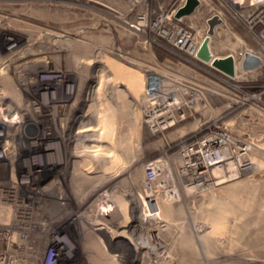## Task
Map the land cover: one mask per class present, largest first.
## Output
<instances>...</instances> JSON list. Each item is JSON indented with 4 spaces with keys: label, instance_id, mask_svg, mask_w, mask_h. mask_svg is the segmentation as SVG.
I'll list each match as a JSON object with an SVG mask.
<instances>
[{
    "label": "rangeland",
    "instance_id": "rangeland-1",
    "mask_svg": "<svg viewBox=\"0 0 264 264\" xmlns=\"http://www.w3.org/2000/svg\"><path fill=\"white\" fill-rule=\"evenodd\" d=\"M182 1L184 0H0V40L4 34H12L11 37H5V40L15 42L16 35H21L44 42L46 32H51L54 39L67 35L73 45L82 44L81 52L75 53L73 47L69 53L70 60L79 55L86 64L87 123L84 129L93 137L101 136L100 140L90 142L107 151L98 157L89 153L83 155L88 169L82 171L83 176L75 183L72 182L74 171L71 170L68 203L64 207L56 202L59 193L58 196L55 193L50 197L45 192L22 191L26 193L24 199L28 201L26 203L31 206V210L19 216V211L10 208L9 214L16 218H10L8 225L0 222L1 227L8 228L24 224L12 234L0 232L9 234V246L15 243L19 247V255L4 258L5 264L16 261L24 262L23 264H140L148 257L150 264L223 263L221 259L206 260L204 241L213 234L214 228L207 234L193 228V224L197 222L213 227L212 210L206 209L205 201L221 186L213 190V193L201 194L183 189L181 203H164L161 215L167 225L159 229L160 239L149 237L147 231L139 227L141 218L137 211H140L139 202L144 188V165L166 149V138L152 134L142 125L140 99L146 71L143 63H149V70H156L158 61L192 60L190 56L160 40L153 27L161 12H172ZM220 8V5L208 0L192 16L183 19V22L205 33L206 18ZM210 47L215 56H223L235 52L238 55L247 48L256 49V44L244 24L226 13L225 22L212 36ZM159 49L171 57H162ZM197 63L199 72L206 73L210 78H217L218 83L227 88L229 97L217 101L219 105H225L220 114L225 120L251 105L264 108V94L258 99L252 97L254 92L251 89L257 80H251L243 73L242 77L239 74L235 79L221 76L209 65ZM89 79L96 80L95 91L89 90L92 87L88 83ZM69 90L72 93L74 86L70 85ZM117 93L121 94L120 98ZM107 135L105 140L104 136ZM43 137H47V133ZM68 140L75 141V132L69 133ZM260 145L264 149V141ZM70 157L79 158L74 155ZM41 158L42 156H37L35 161ZM98 158H101L100 166L99 163H92ZM70 162L74 169L76 162ZM257 165L264 168V162L258 161ZM80 184H84V187L82 194L78 195ZM224 187L230 191V207L226 210L230 221H264V171L257 173L256 178L233 180ZM133 198L136 201H132ZM106 200L116 201L119 211L108 221L107 228H104L100 222H106L101 216ZM124 208L133 225L131 230L119 225L124 220ZM132 209L135 211L134 216L131 215ZM216 213L220 215L221 212ZM214 220L220 218L214 217ZM46 222L49 226L44 225ZM181 234V238L191 235L200 241L190 243L187 239L186 242H181ZM4 239L5 236H0V245ZM21 239L28 240L29 244L21 245ZM58 244H63L60 250L63 255L58 254L54 261ZM27 247L37 252L36 260L30 255H22L28 252L25 250ZM1 250L0 247V252ZM2 257L3 254H0V258ZM17 257H20L19 260ZM0 262L3 260L0 259ZM252 263L264 264V260L255 259Z\"/></svg>",
    "mask_w": 264,
    "mask_h": 264
},
{
    "label": "built area",
    "instance_id": "built-area-1",
    "mask_svg": "<svg viewBox=\"0 0 264 264\" xmlns=\"http://www.w3.org/2000/svg\"><path fill=\"white\" fill-rule=\"evenodd\" d=\"M207 1L199 0L195 11ZM209 1L215 2L221 8L206 18L205 33L183 22V19L192 16L195 11L187 16L176 17L178 10L186 3L184 0L172 12H161L153 23L160 40L190 56L192 60L188 61L189 65L197 67V62H201L212 67L216 74L226 76L213 65L215 60L224 57L213 54L210 42L224 24L227 13L244 24L256 44V49L247 48L245 53L260 58L264 64V0ZM215 16L221 18L222 23L215 27L213 35H209V21ZM207 39L211 54L209 62L198 56ZM158 66L160 67L156 70L145 71L144 89L140 99L142 125L152 134L167 138L170 131L206 115L197 128L180 134L176 140H169L165 151L144 165V188L141 202L138 201L140 211H137L141 218L139 226L142 225L140 228L146 230L149 237L160 239L159 229L167 225L161 215L162 205L181 203L183 189L199 194L213 193V190L230 181L264 171V168L257 165L258 161L264 162V149L260 145L264 141V134L255 136L249 130L239 131L229 123V119L210 115V94L205 84L181 76L173 70L172 62ZM201 74L204 80L219 82L217 78H210L204 72ZM261 95L255 93L252 97L258 99ZM133 200L136 201V198ZM106 201L101 209V216L106 222L99 223L100 225L107 224L119 211L116 201ZM134 212L132 209L131 215L134 216ZM132 226L131 223V229ZM193 228L206 234L213 231L212 226L203 222L194 223ZM57 248L54 261L58 254L63 255V251H60L63 244H58Z\"/></svg>",
    "mask_w": 264,
    "mask_h": 264
},
{
    "label": "flooded vegetation",
    "instance_id": "flooded-vegetation-1",
    "mask_svg": "<svg viewBox=\"0 0 264 264\" xmlns=\"http://www.w3.org/2000/svg\"><path fill=\"white\" fill-rule=\"evenodd\" d=\"M46 33L44 42L21 35H16L15 42L5 40L12 34H4L0 40V207L19 211V216L31 210L23 190L45 192L50 197L59 193L56 202L61 207L66 204L73 170L70 160H74L70 157L74 142L68 140L69 133L87 123L86 94L79 87L80 82L87 79L86 64L82 60L77 63L73 56L70 60L68 42L55 46L49 38L53 34ZM63 39L68 40V36L63 35ZM235 54L223 55L224 58L233 56L234 75L224 72L232 79L239 76V66L245 70V51ZM182 62L188 64V61ZM263 66L261 63L254 69ZM88 83L94 88L96 80L89 79ZM70 85L74 86L72 93ZM253 86L251 90L254 94H264V81H257ZM44 133H47L45 138ZM37 156L42 158L35 161ZM82 171L77 174L78 180L83 176ZM23 179L27 184L23 183ZM23 226V223L9 228L0 226V232L12 234L17 227ZM0 247L2 259L19 255L18 245L13 243L9 246L7 238ZM30 249L31 252L22 255H30L36 260L37 252Z\"/></svg>",
    "mask_w": 264,
    "mask_h": 264
},
{
    "label": "crops",
    "instance_id": "crops-1",
    "mask_svg": "<svg viewBox=\"0 0 264 264\" xmlns=\"http://www.w3.org/2000/svg\"><path fill=\"white\" fill-rule=\"evenodd\" d=\"M49 38L52 39V42L54 45L62 46L61 44H65L68 42L69 48H73L75 53L81 52L82 44L76 43L72 44V41H68L67 39H63L62 37H58L57 39H54V35H49ZM55 45V46H56ZM243 51H246L243 50ZM236 53V52H235ZM242 54V53H241ZM76 62L78 63L81 59L79 55H76ZM242 57V56H241ZM165 58H170L165 56ZM164 62H172L174 63V66H172L174 71H177L178 74L181 76L195 80L197 83L205 84L209 94H210V115L212 116H218L220 115L224 109L225 105L224 103H219L217 101H220L228 97V91L226 90L224 85L217 83L215 80L210 81L204 80L202 78V74L198 72V70L187 63L182 62V60H176V59H167L163 61H158L156 67L158 64L164 63ZM144 68L146 70L149 69V63L145 62ZM95 67L94 65L92 66ZM91 67V68H92ZM238 72L241 75H245L251 80H257V81H264V66L262 68L253 69L245 71L242 69L241 66L238 67ZM243 73V74H242ZM238 74V75H239ZM101 75V74H100ZM142 84V81H140ZM141 84H139L141 86ZM87 79L85 81L80 82L79 87L84 90H86ZM96 86V85H95ZM95 86L94 90L95 91ZM143 92V91H142ZM216 101V102H215ZM86 113V112H85ZM206 117V115H202L199 120L195 122H191L189 124H186L185 126L170 131L169 135L166 138V143L169 140H176L180 134H185L190 132L191 130H194L198 127V125L203 121V119ZM229 123L236 128L239 131L242 130H249L253 135L255 136H261L264 134V108L259 105H251L247 109H245L242 112L236 113L232 118H230ZM76 132V131H75ZM74 144L71 146L70 149V156L74 155L76 157H79L82 159H74L76 162V165L74 167V181H78L77 174L81 173L82 170H87L86 164H85V155L84 156H78L75 153V147L76 143L73 141ZM92 161V160H91ZM94 164L101 165L100 162H97V160L92 161ZM84 164V165H83ZM256 178V174L247 175L243 178ZM76 178V179H75ZM80 187H84V184H80ZM79 188V187H78ZM206 209L212 210V219H213V228L214 232L212 235H210L204 243L205 251H206V260L213 261L217 259H221L223 261L222 264H253L252 262L257 260H264V221L262 220H229L228 213L226 215V210L230 207V191L228 188L224 187L222 185L215 194H212L211 196H208L205 201ZM220 209V210H217ZM221 212L220 215L216 212ZM216 213V214H215ZM215 215V216H214ZM214 217L220 218V220H214ZM182 234L180 235V241L186 242L187 239H189V242L192 243L195 241L196 243L200 240H196V238H193L191 235L186 236L185 238H181ZM257 254V255H256ZM262 254V256H260Z\"/></svg>",
    "mask_w": 264,
    "mask_h": 264
},
{
    "label": "bare ground",
    "instance_id": "bare-ground-1",
    "mask_svg": "<svg viewBox=\"0 0 264 264\" xmlns=\"http://www.w3.org/2000/svg\"><path fill=\"white\" fill-rule=\"evenodd\" d=\"M53 39V38H52ZM48 41V40H47ZM68 41H71V39L69 40L68 38ZM56 45V44H55ZM59 45V44H58ZM62 45V44H61ZM117 96L120 98L121 97V94L120 93H117ZM123 96V95H122ZM90 108V107H89ZM12 109V108H11ZM85 127H82L80 129H78L76 132H75V143H76V147H75V154L78 155V156H83V155H89L92 154L91 156H97L100 154L102 155V152H107L106 149L103 147V148H100V145H95L93 143H91L90 141H96V140H100L101 139V136H98V137H93V135H91V133H89L87 130L84 129ZM108 128V127H107ZM106 128V131H108L107 134H109V130ZM104 131V132H106ZM103 137V136H102ZM105 137V140H106V137L108 138V135L107 136H104ZM110 139V138H109ZM104 140V139H103ZM98 142V141H97ZM109 151V150H108ZM97 161L101 160V158H98L96 159ZM100 162V161H99ZM106 162V161H105ZM103 163V162H102ZM101 164V163H100ZM104 164V163H103ZM84 165V164H83ZM92 165V164H91ZM102 165V164H101ZM107 170V169H106ZM99 178L101 179L102 176ZM76 179V178H75ZM87 179V178H86ZM91 179V178H90ZM93 179V178H92ZM92 181V180H91ZM73 183H75V181H72ZM104 182V181H103ZM24 184H27V182H23ZM102 183V182H101ZM78 195H81L82 192H83V187H79L78 189ZM85 194V193H84ZM133 197H135V195L133 194ZM1 195H0V201H1ZM135 199V198H133ZM134 201V200H133ZM78 202V201H77ZM2 203V202H0ZM64 205V204H63ZM23 206V204H22ZM64 207V206H63ZM123 214H124V220L121 221V223H119L120 227H126L127 229H131V223L128 219V216H127V210H123ZM16 218L15 215L13 214H9V211L8 209L6 208H1L0 207V222L2 223V225H8L11 221H10V218ZM9 221V223L7 224V222ZM102 224V222H100ZM22 225V224H21ZM45 226H49V223L46 222L44 223ZM142 225H140L139 227H141ZM107 228V225L104 224V228ZM104 228H100V229H104ZM111 229V228H110ZM111 232V231H110ZM123 235H125V233H122ZM0 236H5V238H10L9 237V234H1L0 233ZM126 236V235H125ZM21 245H26V244H29V241L26 240V239H21ZM25 250H28L31 252V249L30 247H27ZM34 256V255H33ZM145 257V256H144ZM144 257H141L144 258ZM18 260L20 257H17ZM16 258V259H17ZM33 258V257H32ZM139 258V257H138ZM147 258V256L145 257ZM2 259V258H1ZM3 262H0V264H5V261H4V258L2 259ZM16 261V260H15ZM28 261V260H27ZM33 261V260H32ZM149 257L147 259H144L143 261L140 262V264H150L149 262ZM31 262V261H30ZM24 263V262H23ZM22 262L20 261H16L15 263L13 264H23ZM11 264V263H10ZM26 264V263H25ZM32 264V263H31ZM34 264V262H33ZM110 264H115V263H110Z\"/></svg>",
    "mask_w": 264,
    "mask_h": 264
},
{
    "label": "water",
    "instance_id": "water-1",
    "mask_svg": "<svg viewBox=\"0 0 264 264\" xmlns=\"http://www.w3.org/2000/svg\"><path fill=\"white\" fill-rule=\"evenodd\" d=\"M199 5V0H186V3L183 7H181L178 12L176 13V17L180 18L183 16H187L192 14L197 6ZM222 23L221 18L215 16L209 21V35H213L215 33V27ZM209 40H205L202 44L200 52L198 54L199 58L203 61L209 62L211 60V54L208 48ZM234 59L232 57L224 58V59H217L213 62V65L218 68L219 70L229 74L234 75L235 73V66H234ZM261 60L260 58L247 53L243 60V68L245 70L254 69L260 66Z\"/></svg>",
    "mask_w": 264,
    "mask_h": 264
},
{
    "label": "trees",
    "instance_id": "trees-1",
    "mask_svg": "<svg viewBox=\"0 0 264 264\" xmlns=\"http://www.w3.org/2000/svg\"><path fill=\"white\" fill-rule=\"evenodd\" d=\"M159 50H160V49H159ZM159 52H160V55L162 54V57H163V56L171 57V55L168 54L167 52H165L164 50H160ZM172 58H174V57H172Z\"/></svg>",
    "mask_w": 264,
    "mask_h": 264
}]
</instances>
